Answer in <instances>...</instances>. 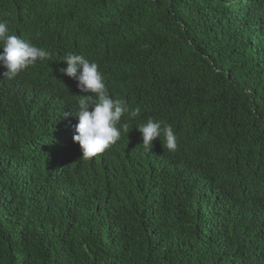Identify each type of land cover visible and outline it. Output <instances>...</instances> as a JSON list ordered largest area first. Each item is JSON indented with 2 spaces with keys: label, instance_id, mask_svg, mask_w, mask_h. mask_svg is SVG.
Instances as JSON below:
<instances>
[{
  "label": "trees",
  "instance_id": "16d2710c",
  "mask_svg": "<svg viewBox=\"0 0 264 264\" xmlns=\"http://www.w3.org/2000/svg\"><path fill=\"white\" fill-rule=\"evenodd\" d=\"M0 19L51 54L0 67V264H264V0H0ZM72 53L141 109L88 160ZM148 118L174 153L139 146Z\"/></svg>",
  "mask_w": 264,
  "mask_h": 264
},
{
  "label": "clouds",
  "instance_id": "9594fccd",
  "mask_svg": "<svg viewBox=\"0 0 264 264\" xmlns=\"http://www.w3.org/2000/svg\"><path fill=\"white\" fill-rule=\"evenodd\" d=\"M50 55L44 48L11 34L8 22L0 19V67L5 69L2 73L4 79L14 80L29 67H34L37 61L48 60ZM63 62L66 68L60 69L61 74L76 81L80 92L90 93L77 96L74 115L78 123L74 126L75 134L72 137L73 143L79 145L81 158L88 160L114 145L120 140L122 132L126 136L130 131L129 125L121 123L122 117L127 114L128 119L135 118L141 109H130L123 98H112L96 62L75 53L67 54ZM135 128L141 134L139 146L146 151L150 152L153 141L161 137L163 149L169 153L177 150V136L172 126L165 121L148 118L146 123Z\"/></svg>",
  "mask_w": 264,
  "mask_h": 264
}]
</instances>
